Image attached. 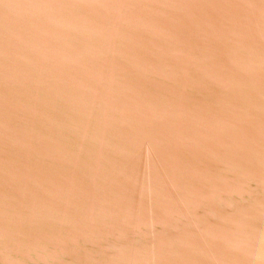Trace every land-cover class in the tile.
I'll return each instance as SVG.
<instances>
[{
    "label": "water",
    "instance_id": "water-1",
    "mask_svg": "<svg viewBox=\"0 0 264 264\" xmlns=\"http://www.w3.org/2000/svg\"><path fill=\"white\" fill-rule=\"evenodd\" d=\"M0 264H264V0H0Z\"/></svg>",
    "mask_w": 264,
    "mask_h": 264
}]
</instances>
